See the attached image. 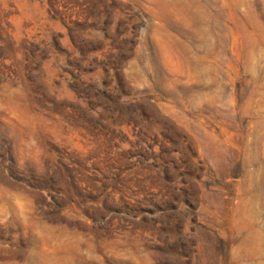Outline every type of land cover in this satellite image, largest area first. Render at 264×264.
I'll use <instances>...</instances> for the list:
<instances>
[{"label": "rangeland", "instance_id": "rangeland-1", "mask_svg": "<svg viewBox=\"0 0 264 264\" xmlns=\"http://www.w3.org/2000/svg\"><path fill=\"white\" fill-rule=\"evenodd\" d=\"M0 48V264H264V0H0Z\"/></svg>", "mask_w": 264, "mask_h": 264}, {"label": "trees", "instance_id": "trees-1", "mask_svg": "<svg viewBox=\"0 0 264 264\" xmlns=\"http://www.w3.org/2000/svg\"><path fill=\"white\" fill-rule=\"evenodd\" d=\"M1 50V48H0ZM80 83V88L78 90L79 97H84L88 100L91 101H96L99 99H103L104 104H103V111L106 115H108L110 118L113 117H118V118H123V117H130V119H139L141 116H132V114H124L122 110L120 109L119 105V98L114 101L111 96V92H100L96 90V88L92 87L91 85H86L85 83ZM84 113V110L80 107H77V113L75 112L74 115H79L82 116Z\"/></svg>", "mask_w": 264, "mask_h": 264}]
</instances>
